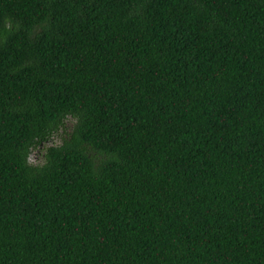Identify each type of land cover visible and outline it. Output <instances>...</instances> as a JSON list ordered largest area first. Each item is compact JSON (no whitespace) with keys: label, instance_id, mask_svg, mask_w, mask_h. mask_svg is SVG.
Listing matches in <instances>:
<instances>
[{"label":"trees","instance_id":"trees-1","mask_svg":"<svg viewBox=\"0 0 264 264\" xmlns=\"http://www.w3.org/2000/svg\"><path fill=\"white\" fill-rule=\"evenodd\" d=\"M0 264H264V0H0Z\"/></svg>","mask_w":264,"mask_h":264}]
</instances>
